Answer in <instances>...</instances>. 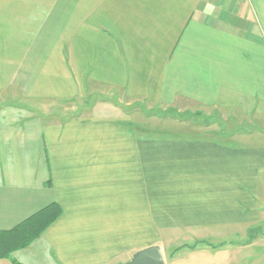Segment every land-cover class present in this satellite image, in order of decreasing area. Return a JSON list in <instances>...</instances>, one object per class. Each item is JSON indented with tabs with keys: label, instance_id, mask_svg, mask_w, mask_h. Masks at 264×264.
I'll list each match as a JSON object with an SVG mask.
<instances>
[{
	"label": "crops",
	"instance_id": "1",
	"mask_svg": "<svg viewBox=\"0 0 264 264\" xmlns=\"http://www.w3.org/2000/svg\"><path fill=\"white\" fill-rule=\"evenodd\" d=\"M0 24L36 25L0 29V230L62 208L0 264H112L162 231L194 241L165 264H264V0H0Z\"/></svg>",
	"mask_w": 264,
	"mask_h": 264
},
{
	"label": "rangeland",
	"instance_id": "2",
	"mask_svg": "<svg viewBox=\"0 0 264 264\" xmlns=\"http://www.w3.org/2000/svg\"><path fill=\"white\" fill-rule=\"evenodd\" d=\"M7 26H9L8 29H10V31L7 32L4 35V38H7L5 40L10 45L9 47H11V45L16 43L12 39L13 32L11 31L12 30L11 28L16 27V26H18V27L22 26L25 30H28V29L36 26V25H18V24L17 25H12V24L3 25V24H0V29L7 28ZM3 34H4V32H0L1 36H3ZM7 45H6V47H7ZM2 50H3L2 46L0 45V52H2ZM10 51L7 52V54H12V50H10ZM5 59L6 60H10L11 57H6ZM6 99L7 100H11L10 98H6ZM17 101H23V100L20 99V100H17ZM88 101H89V98H88ZM143 111L146 112L144 115L141 113V111H139L134 106H132L130 108H127L125 112H128V114L126 113L127 116L131 114L130 117L133 120L132 123L140 124V122L141 123L145 122L144 124H142V127L144 129H147L148 133L151 134L155 139H162L163 136L165 138H174V137L182 138V137H184V135H191V134L195 135V133H196V132L194 133V132L186 131L187 129H191L192 130L193 126L190 127L189 125L178 124V122H174V121L170 122V121H165V120L161 121L159 119H155V117L159 116V118L165 117L166 120H170L169 117L172 116L173 113H170L168 110L163 109L162 111H157L156 109L155 110L154 109L153 110H150V109L148 110V108H146ZM140 114H142V115H140ZM140 118H143V120L141 121ZM153 226L155 227L154 220H152V217H150V227H149V232H148V239L147 240H143V243H141V244H134L135 249H133V250H140V249H142V248H144V247H146L148 245H151V244H153L155 242L154 240H155L156 235H155V231H154V227ZM172 233H174V232L162 231V234L164 236L163 237L164 242L162 243L161 247L163 248L165 254H168L170 256L176 249L182 248V247L188 248L189 246L194 244V241H192L191 238L187 239L186 236L182 237V238H179V239H175L174 237L171 238ZM130 258H131L130 255H127V257H126V255H122V253H120L114 259L112 264L128 263L130 260H132Z\"/></svg>",
	"mask_w": 264,
	"mask_h": 264
},
{
	"label": "trees",
	"instance_id": "3",
	"mask_svg": "<svg viewBox=\"0 0 264 264\" xmlns=\"http://www.w3.org/2000/svg\"><path fill=\"white\" fill-rule=\"evenodd\" d=\"M62 208L53 203L10 230H0V260L27 249L56 223ZM18 264V263H17Z\"/></svg>",
	"mask_w": 264,
	"mask_h": 264
},
{
	"label": "water",
	"instance_id": "4",
	"mask_svg": "<svg viewBox=\"0 0 264 264\" xmlns=\"http://www.w3.org/2000/svg\"><path fill=\"white\" fill-rule=\"evenodd\" d=\"M124 264H165V254L161 246L156 245L134 254L132 260Z\"/></svg>",
	"mask_w": 264,
	"mask_h": 264
}]
</instances>
